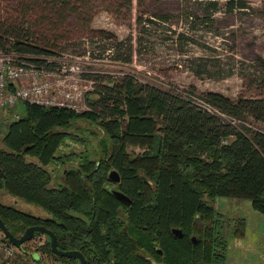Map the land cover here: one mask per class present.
Wrapping results in <instances>:
<instances>
[{"label": "trees", "instance_id": "1", "mask_svg": "<svg viewBox=\"0 0 264 264\" xmlns=\"http://www.w3.org/2000/svg\"><path fill=\"white\" fill-rule=\"evenodd\" d=\"M245 2L228 0L227 10L243 8ZM207 5L217 10L216 1ZM132 7L133 0H0V49L46 58L63 55L62 45L76 35L114 39L111 33L93 30V18L100 10L118 14L123 9L128 16ZM98 42L90 38L85 44ZM119 57L129 62L131 54ZM257 61L256 81L264 85V58ZM89 77L97 81L88 99L90 110L26 104L24 115L3 123L0 189L51 215L42 218L0 202V218L8 230L19 237L27 227L42 225L54 232L58 249L78 250L86 264H225L231 231L205 197L247 199L264 215V130L226 124L186 101L183 90H161L131 76L103 83L98 73ZM201 96L228 116L264 126L263 96ZM77 118L97 127L95 157L89 152L75 155L78 164L65 169L58 188L50 187L52 174L43 166L74 159L55 153L67 138L78 136L65 131ZM111 170L118 173L117 188L130 203L106 188ZM172 228L183 236L175 237ZM232 234L240 235L237 230ZM40 236L45 240L35 246L38 260L34 252H26V242L16 248L33 264H47L41 255L60 264H79L55 255L45 234L35 233L32 239Z\"/></svg>", "mask_w": 264, "mask_h": 264}, {"label": "rangeland", "instance_id": "2", "mask_svg": "<svg viewBox=\"0 0 264 264\" xmlns=\"http://www.w3.org/2000/svg\"><path fill=\"white\" fill-rule=\"evenodd\" d=\"M209 1L217 2V10L208 7ZM227 2L133 0L128 16L123 9L118 14L100 10L93 18L91 28L111 33L114 39L106 34L76 35L75 40L62 45L59 53L63 55L47 58L53 63L69 61L74 55L83 56L87 49L96 60L81 59L82 68L92 72L89 75L97 72L102 83L110 77L120 80L118 74L123 73L124 77L131 76L139 83L161 90L177 88L199 95L217 92L232 100L264 97V85L256 81L260 70L257 57L264 58V0H246L245 7H235L231 11L227 10ZM90 38L99 42L87 46L85 43ZM129 52V62L117 58ZM24 114L23 104L0 113V148H4L3 123ZM251 124L264 130V126L258 123ZM91 130L95 134H91ZM65 131L77 134L84 141L77 140V137L67 138L55 155L63 159L72 155L74 159L64 163L52 161L43 166L52 174L50 187L54 188L60 186L65 169L78 164L75 155L89 152L90 157H95L99 134L96 126L77 118ZM134 150L138 152L140 149ZM26 159L37 163L34 157L27 156ZM205 198L221 213L231 231L227 235L225 264H264V215L253 209L247 199ZM0 202L42 218L51 216L42 208L9 195L4 189H0ZM235 230L240 235L232 234ZM44 240L45 236H40L26 242V252H36L35 246ZM19 252L33 264L28 255ZM41 258L47 264H60L44 255Z\"/></svg>", "mask_w": 264, "mask_h": 264}, {"label": "built area", "instance_id": "3", "mask_svg": "<svg viewBox=\"0 0 264 264\" xmlns=\"http://www.w3.org/2000/svg\"><path fill=\"white\" fill-rule=\"evenodd\" d=\"M91 56V52L86 51L83 56L74 55L73 60L53 63L47 57L33 58L17 54L14 50L0 49V113L19 104L76 113L90 110L88 99L92 98L97 81L89 77L92 72L82 68L81 59L96 60ZM118 75L121 76L119 78L124 77L123 73ZM171 91L181 93L177 88H171ZM182 96L192 105L218 116L226 124L238 129H258L247 120L226 115L197 93L184 92ZM19 117L16 115L15 119ZM23 261L25 259L20 256L19 250L4 241L0 234V264H23Z\"/></svg>", "mask_w": 264, "mask_h": 264}, {"label": "water", "instance_id": "4", "mask_svg": "<svg viewBox=\"0 0 264 264\" xmlns=\"http://www.w3.org/2000/svg\"><path fill=\"white\" fill-rule=\"evenodd\" d=\"M108 178L110 180L114 179L116 181H119V175L115 170L109 171ZM112 194H114L118 199H120L126 203H130L129 197H127L121 191L113 190ZM0 232L7 239V241L15 247H21V245L24 242L31 240L34 237L35 233L45 234L49 238L51 250L55 255L75 258L78 260L79 264H86L84 256L78 250H60V249H58L56 246V236H55L54 232L52 230L42 226V225L29 226L23 231V233L19 237H16L8 230V228L6 227V225L4 224V222L0 218ZM171 233L174 235H177V234L181 233V230L178 228H172ZM33 257L35 260H38V258H39L37 253H35V252L33 253Z\"/></svg>", "mask_w": 264, "mask_h": 264}, {"label": "flooded vegetation", "instance_id": "5", "mask_svg": "<svg viewBox=\"0 0 264 264\" xmlns=\"http://www.w3.org/2000/svg\"><path fill=\"white\" fill-rule=\"evenodd\" d=\"M118 183H119V181H116V180H114V179H111V180H110V183L106 185V188H107L111 193H112L113 190L120 191V190L117 188ZM173 235H174V234H173ZM174 236H175V237H180V238H181V237L183 236V234H182V232H181V233H179V234H177V235H174ZM190 239H191V241H193L194 243L197 242V239L195 238V236H191ZM158 252L161 254V251H160V250H158ZM74 259H75V258H74ZM75 260H77V259H75ZM77 261H78V260H77ZM154 263H155V264H163V263L158 262L157 260H155Z\"/></svg>", "mask_w": 264, "mask_h": 264}]
</instances>
